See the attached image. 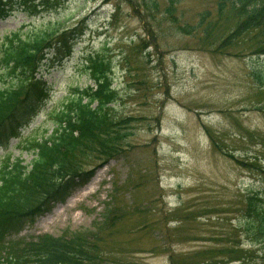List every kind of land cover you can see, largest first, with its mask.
<instances>
[{
    "label": "rangeland",
    "instance_id": "1",
    "mask_svg": "<svg viewBox=\"0 0 264 264\" xmlns=\"http://www.w3.org/2000/svg\"><path fill=\"white\" fill-rule=\"evenodd\" d=\"M39 1L0 19V43L50 22L77 30L42 62L49 94L17 130L21 141L50 131L49 112L94 84L85 68L90 54L109 62L110 113L131 119L129 135L116 157L81 159L89 179L24 218L3 242L95 230L97 264H171V257L172 264H225L227 249H250L238 223L246 193L264 196V86L253 74H264V56L207 50L137 0ZM217 1L180 0L176 13L193 25ZM8 83L0 72V87ZM19 140L0 139V155L10 151L27 164L32 154Z\"/></svg>",
    "mask_w": 264,
    "mask_h": 264
},
{
    "label": "trees",
    "instance_id": "2",
    "mask_svg": "<svg viewBox=\"0 0 264 264\" xmlns=\"http://www.w3.org/2000/svg\"><path fill=\"white\" fill-rule=\"evenodd\" d=\"M29 1L0 0V19L20 7L28 10ZM127 1L134 6V0ZM179 1L137 0V4L150 16L162 10L163 19L178 32L196 36L207 50L264 56V0H218L214 12L199 13L193 25L178 18ZM76 30L77 26L59 29L50 22L25 33L12 32L0 43V72L10 79L0 87V139H20L17 146L32 154L27 164L10 151L0 155V264H97L100 260L95 230L58 237L43 234L21 244L3 242V234L17 228L24 218L62 198L75 181L89 179V172L80 170L81 159L114 158L129 135L131 119L110 113L115 93L108 77L109 62L90 54L85 68L94 84L75 88L49 112L50 131L31 132L21 141L17 130L29 125L35 105L49 94L39 76L40 66L49 52L66 44ZM253 74L264 86V74ZM241 210L238 225L252 247L227 249L225 264H264V196L247 192ZM170 263H174L172 257Z\"/></svg>",
    "mask_w": 264,
    "mask_h": 264
}]
</instances>
